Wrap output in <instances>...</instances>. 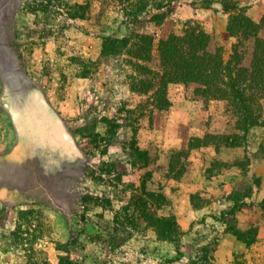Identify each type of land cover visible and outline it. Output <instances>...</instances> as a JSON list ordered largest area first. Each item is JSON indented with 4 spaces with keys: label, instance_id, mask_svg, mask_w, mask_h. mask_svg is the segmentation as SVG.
Segmentation results:
<instances>
[{
    "label": "rangeland",
    "instance_id": "obj_1",
    "mask_svg": "<svg viewBox=\"0 0 264 264\" xmlns=\"http://www.w3.org/2000/svg\"><path fill=\"white\" fill-rule=\"evenodd\" d=\"M116 3L0 0V264H264V125L183 82L158 108L118 41L197 23L228 58L225 5L264 0Z\"/></svg>",
    "mask_w": 264,
    "mask_h": 264
},
{
    "label": "trees",
    "instance_id": "obj_2",
    "mask_svg": "<svg viewBox=\"0 0 264 264\" xmlns=\"http://www.w3.org/2000/svg\"><path fill=\"white\" fill-rule=\"evenodd\" d=\"M172 1L114 0L133 22L152 5L161 10ZM225 10L230 14L228 30L238 38L228 58L215 35L197 23L186 22L180 31L172 30L158 41L147 33L118 39L129 56L126 63L131 70V88L152 93L154 105L163 109L171 103L166 95L168 84L183 82L204 100H223L238 116L239 128L264 125V23L253 20L236 4L225 5ZM110 38L106 37L104 52L110 47ZM117 47L114 45V51ZM159 226L165 225L162 222ZM59 264L73 263L61 258Z\"/></svg>",
    "mask_w": 264,
    "mask_h": 264
},
{
    "label": "flooded vegetation",
    "instance_id": "obj_3",
    "mask_svg": "<svg viewBox=\"0 0 264 264\" xmlns=\"http://www.w3.org/2000/svg\"><path fill=\"white\" fill-rule=\"evenodd\" d=\"M32 114H33V112H32ZM37 120H38V121H37V123H38V122H39V117L37 118Z\"/></svg>",
    "mask_w": 264,
    "mask_h": 264
}]
</instances>
